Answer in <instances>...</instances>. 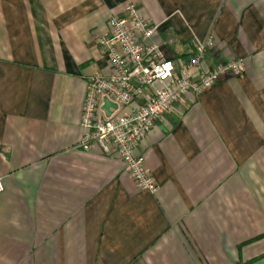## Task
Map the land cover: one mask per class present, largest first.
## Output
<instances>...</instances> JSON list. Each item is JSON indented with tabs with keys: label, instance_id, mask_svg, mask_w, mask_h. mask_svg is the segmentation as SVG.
<instances>
[{
	"label": "crops",
	"instance_id": "0c3cea01",
	"mask_svg": "<svg viewBox=\"0 0 264 264\" xmlns=\"http://www.w3.org/2000/svg\"><path fill=\"white\" fill-rule=\"evenodd\" d=\"M131 4L172 60L241 59L135 149L157 190L78 143L98 39ZM0 264H264V0H0Z\"/></svg>",
	"mask_w": 264,
	"mask_h": 264
},
{
	"label": "built area",
	"instance_id": "2783aa9c",
	"mask_svg": "<svg viewBox=\"0 0 264 264\" xmlns=\"http://www.w3.org/2000/svg\"><path fill=\"white\" fill-rule=\"evenodd\" d=\"M156 26L133 5L124 15H111L107 31L98 39L106 56L107 74L90 76L82 106L78 143L83 151L100 148L113 152L125 165L140 190L155 193L157 185L145 167L144 157L134 153L152 130L156 119L189 94L198 96L223 75H240L241 59L204 69L202 62L213 37L195 45L189 58L172 60L152 41ZM106 98L109 114L101 108ZM4 185L0 179V193Z\"/></svg>",
	"mask_w": 264,
	"mask_h": 264
},
{
	"label": "water",
	"instance_id": "95a60500",
	"mask_svg": "<svg viewBox=\"0 0 264 264\" xmlns=\"http://www.w3.org/2000/svg\"><path fill=\"white\" fill-rule=\"evenodd\" d=\"M109 106H111V104L109 103V101L106 98H104L101 108L106 112V115L109 114V111H108Z\"/></svg>",
	"mask_w": 264,
	"mask_h": 264
}]
</instances>
